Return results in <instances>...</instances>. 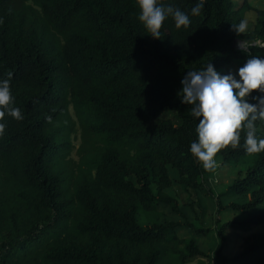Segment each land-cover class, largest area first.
Returning <instances> with one entry per match:
<instances>
[{
  "label": "trees",
  "instance_id": "16d2710c",
  "mask_svg": "<svg viewBox=\"0 0 264 264\" xmlns=\"http://www.w3.org/2000/svg\"><path fill=\"white\" fill-rule=\"evenodd\" d=\"M160 0L184 11L187 28L166 17L160 39L139 21L137 0H0V81L12 73L13 106L22 120L5 115L0 136V264H163L208 256L193 238L179 233L189 221L156 218L141 225L140 209L159 202L181 217L166 192L170 167L184 191L199 188L216 198V211L240 218L218 224L213 254L223 262L226 227L264 225V152L248 154L246 131L237 149H222V164L252 161L218 193L205 186L207 173L191 154L199 120L178 93L188 71L211 63L221 76L238 73L247 59H264V6L237 35L247 0ZM251 44L247 52L238 41ZM258 91L246 97L257 104ZM81 128L79 150L93 138V156L77 165L73 187L57 169L66 161L74 120ZM167 113H171L167 115ZM51 117V120L48 118ZM264 139V120L254 122ZM63 184H66V188ZM249 194L242 202L223 197ZM211 227L197 226V234ZM231 256L238 264H264V232L244 237ZM182 244V245H180ZM173 264V263H172Z\"/></svg>",
  "mask_w": 264,
  "mask_h": 264
},
{
  "label": "clouds",
  "instance_id": "9594fccd",
  "mask_svg": "<svg viewBox=\"0 0 264 264\" xmlns=\"http://www.w3.org/2000/svg\"><path fill=\"white\" fill-rule=\"evenodd\" d=\"M137 4L140 10L138 19L153 38L160 39L168 16L174 19L177 29L187 28L190 24L184 11L172 5L165 6L160 0H137ZM203 7L204 0H199L191 14L200 15ZM232 30L237 35L246 33L248 21L244 19L239 24H232ZM238 47L247 52L253 45L241 40ZM238 76L239 81L232 74L221 76L208 63L200 71H188L181 81L182 89L178 93L181 102L191 106L192 116L202 117L196 128L198 141L191 143L190 152L207 172H215V157L222 149L239 147L242 130L246 131V152L250 155L264 152V139H257L254 123L258 119L264 120V96L254 97L257 100L255 105L246 100L254 91L264 93V59L251 56L239 68ZM7 77L0 81V121H4L5 115L19 121L24 117L21 110L13 106L12 73L9 72ZM5 128L6 124L0 123V136L4 135Z\"/></svg>",
  "mask_w": 264,
  "mask_h": 264
},
{
  "label": "rangeland",
  "instance_id": "374dc122",
  "mask_svg": "<svg viewBox=\"0 0 264 264\" xmlns=\"http://www.w3.org/2000/svg\"><path fill=\"white\" fill-rule=\"evenodd\" d=\"M247 1L252 7L246 10L244 19L248 21V30H250L253 27L255 20V10L253 7L264 6V0ZM233 72L238 73V70L234 69ZM70 111L74 120L73 129L69 134L71 145L68 154L65 157L66 161L61 162L57 166V169L61 168L66 173H71L68 175L69 185H67V190H70L73 187V177L76 173L77 165L79 164L81 166H84L89 161H91L90 158H92L93 156V138H91V142H89V140L86 142V144L84 145V150H79L82 139L81 128L76 122L72 109H70ZM170 114L171 113H167V115ZM215 160L217 161V168L215 172H207L205 174L204 184L206 187L211 188L213 193L216 194L219 191L223 190L226 185L230 183L233 178H235L237 173H243L245 171L247 165L251 163L252 157L246 156L243 158V160H241L240 163L232 165L222 164L219 158H215ZM169 172L172 177V185L166 189V192L177 200L179 207L184 212V216L181 217L177 214H174L170 211L168 206H165L164 204L159 202L155 210L145 211L143 209H140L137 213V220L141 225L150 223L152 220L158 218V216L159 220L177 219L189 221L190 224H186L182 229H180V235L186 239L193 238L198 247L207 252L208 256L194 258L193 260L179 263L177 258H173L171 254L167 259L163 261V264H209V262L213 259L217 260L219 264H238L236 261L230 259L231 256L245 246V236L250 233L258 234L264 232V225L259 224L253 226L248 231L236 229L233 227H226V241L222 249V253L226 256L227 261L223 262L212 252L217 242L219 241V236L217 234L216 228L218 224L228 219L242 217V213L227 208L222 209L219 211V213H217L216 198L214 196H209L199 188L190 189V191L188 192L184 191L180 186L179 175L176 169L174 167H170ZM63 185L66 188V184ZM248 197V193L237 194L232 197H223L222 203L225 204L230 200L242 202L245 201ZM216 215L220 217V222L218 224L215 222ZM197 226H208L211 227V229L207 233L197 234L194 230V228Z\"/></svg>",
  "mask_w": 264,
  "mask_h": 264
},
{
  "label": "built area",
  "instance_id": "2783aa9c",
  "mask_svg": "<svg viewBox=\"0 0 264 264\" xmlns=\"http://www.w3.org/2000/svg\"><path fill=\"white\" fill-rule=\"evenodd\" d=\"M209 264H219V262H218L217 260L213 259V260H211V261L209 262Z\"/></svg>",
  "mask_w": 264,
  "mask_h": 264
}]
</instances>
